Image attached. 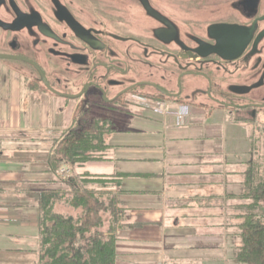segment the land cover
I'll list each match as a JSON object with an SVG mask.
<instances>
[{"label": "flooded vegetation", "instance_id": "obj_1", "mask_svg": "<svg viewBox=\"0 0 264 264\" xmlns=\"http://www.w3.org/2000/svg\"><path fill=\"white\" fill-rule=\"evenodd\" d=\"M12 85L36 103L74 100L73 122L108 121L88 114L100 106L253 119L264 115V0H0V91Z\"/></svg>", "mask_w": 264, "mask_h": 264}, {"label": "crops", "instance_id": "obj_2", "mask_svg": "<svg viewBox=\"0 0 264 264\" xmlns=\"http://www.w3.org/2000/svg\"><path fill=\"white\" fill-rule=\"evenodd\" d=\"M27 95L17 85L0 91V264L36 263L41 197L67 190L68 173L52 171L47 158L73 113L63 121L59 101ZM220 109L232 112L121 114L106 121L100 158L73 167V175L119 174V264H248L238 257L253 211L244 190L248 150L237 158L224 146L212 117ZM18 140L20 152L35 151L17 157L10 144Z\"/></svg>", "mask_w": 264, "mask_h": 264}, {"label": "trees", "instance_id": "obj_3", "mask_svg": "<svg viewBox=\"0 0 264 264\" xmlns=\"http://www.w3.org/2000/svg\"><path fill=\"white\" fill-rule=\"evenodd\" d=\"M108 131L106 122L97 117L80 118L62 133L49 153L50 169L55 172L60 167L69 168L71 175L63 178L66 191H50L41 197L39 264H115V242L120 233L118 216L124 211L114 192L119 174L73 175L72 170L78 164L100 158L98 153L105 148L104 136ZM251 163L246 170L244 190L252 199L253 211L243 223V244L238 257L248 264H264V170L257 162ZM59 201L78 211L64 213L56 209ZM259 207L263 209L261 213L257 212ZM105 213L109 215L108 225L102 229Z\"/></svg>", "mask_w": 264, "mask_h": 264}, {"label": "rangeland", "instance_id": "obj_4", "mask_svg": "<svg viewBox=\"0 0 264 264\" xmlns=\"http://www.w3.org/2000/svg\"><path fill=\"white\" fill-rule=\"evenodd\" d=\"M57 100L59 101V107L61 108V112L59 114V117H61V119L63 121L67 120V118L70 117V114L74 113L73 111H74V107H75V101L70 100L68 98H59ZM35 102H37V101H35ZM38 104H40V102H38ZM87 112L89 115H92V116L98 115V116L108 117L110 123L112 121H115L121 115V114H119V113H121L119 111H116V110L110 111V109L107 106L93 107L92 109H90ZM86 113H84L83 116H88V114H86ZM213 115H215V116H213ZM212 117H214L215 119L217 118V120H218L216 122L219 126L221 133H222L221 139L223 141L224 146L226 148H228V150H230L231 152H235L234 155L237 154V156H238L237 158H239L240 156L245 157L244 152L248 150V157H247L248 165L252 164L251 161L252 162L255 161L264 170V115L260 114V115L256 116L255 118L250 119L249 117H245V116H243V117L237 116V115H235V113L233 111L229 112V111L220 109V110L214 112L212 114ZM74 124H75V122H71V125L68 126L64 131L73 127ZM19 143H20V141L18 143L11 142L10 147L17 148L20 146ZM44 146L45 145H42V147H44ZM19 149H20V147L17 148L16 150L19 151ZM21 151L22 152H20V151L17 152V154H16L17 157H21L23 154H32V152H34L35 150L31 149L25 145V148ZM64 169L65 170L67 169L68 175H71V171L69 170V168H64ZM65 173L66 172H64V174ZM68 175H67V177H68ZM117 199L119 201L118 196H117ZM119 204H120V202H119ZM56 209L61 210L64 213H76L78 211V209L76 211L75 209L71 208L70 206L61 203L60 201L57 202ZM117 214H119V213H117ZM103 217H104L105 221H104V225H103L102 229H105L108 225V222H107V218L109 217L108 213L103 214ZM118 217H119V219H118V226H119V224H121V222L125 221V218L122 216H118ZM119 231H120V233L118 234V236L122 235V230L120 228H119ZM38 238H39V232H38ZM117 239H118V237H117ZM117 239H116V241H117ZM35 252L36 253H34V257L36 255V258H37V261L35 264H39L40 253H41L39 239H38V250ZM119 263H120V260L118 259V256H117L115 264H119Z\"/></svg>", "mask_w": 264, "mask_h": 264}, {"label": "water", "instance_id": "obj_5", "mask_svg": "<svg viewBox=\"0 0 264 264\" xmlns=\"http://www.w3.org/2000/svg\"><path fill=\"white\" fill-rule=\"evenodd\" d=\"M223 27H228V26H223ZM212 49H215V47H211ZM223 48V47H222ZM224 49H225V51H224ZM224 49H223V52L225 53V54H229V53H231V51H232V45H229V47H227V46H225L224 47ZM212 52H207V53H205L204 55H203V57H206V56H208L209 54H211ZM223 59L225 60V61H230V60H232L233 58L231 57V55H225V57H223ZM49 90H51L53 93H57V92H55L54 90H52V89H50L49 88ZM66 96V95H65ZM68 96V95H67ZM220 107V106H219Z\"/></svg>", "mask_w": 264, "mask_h": 264}, {"label": "built area", "instance_id": "obj_6", "mask_svg": "<svg viewBox=\"0 0 264 264\" xmlns=\"http://www.w3.org/2000/svg\"><path fill=\"white\" fill-rule=\"evenodd\" d=\"M177 115H181V116H183V118L185 119V120H188V116H189V114H188V112L187 113H181V112H178V113H176ZM60 172H62V173H64V172H68L67 171V169L65 170L64 168H61V170H60ZM65 173V174H66Z\"/></svg>", "mask_w": 264, "mask_h": 264}]
</instances>
